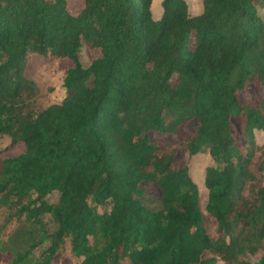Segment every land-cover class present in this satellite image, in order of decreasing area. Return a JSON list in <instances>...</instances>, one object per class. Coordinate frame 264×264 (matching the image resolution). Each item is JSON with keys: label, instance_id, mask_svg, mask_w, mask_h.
<instances>
[{"label": "trees", "instance_id": "16d2710c", "mask_svg": "<svg viewBox=\"0 0 264 264\" xmlns=\"http://www.w3.org/2000/svg\"><path fill=\"white\" fill-rule=\"evenodd\" d=\"M200 1L192 14L162 0L154 19L152 0H83L76 14L67 0H0V135L24 144L0 159V264H264V94L239 98L264 90V0ZM83 45L99 49L86 66ZM33 56L71 61L59 103L36 104ZM181 147L216 163L203 180L216 236L175 165Z\"/></svg>", "mask_w": 264, "mask_h": 264}, {"label": "rangeland", "instance_id": "374dc122", "mask_svg": "<svg viewBox=\"0 0 264 264\" xmlns=\"http://www.w3.org/2000/svg\"><path fill=\"white\" fill-rule=\"evenodd\" d=\"M161 1L152 0L151 13L154 19H157L161 14ZM68 10L72 14L79 12L83 5V0H67ZM188 10L192 14H198L202 11L203 5L200 0H187ZM190 44H193V38L191 37ZM81 63L86 66L93 59L99 56V49L92 48L88 45H83L80 50ZM70 60L64 58H58L53 56H33L29 59L25 69L27 77L35 81L38 87V94L36 97V104L45 108L51 104L59 103L65 96V88L63 86V77L65 71L71 67ZM254 92L264 94L262 88L255 89L252 85H248V88L239 94L241 100H247ZM234 125L233 134L239 140L242 141V137L239 135V127L237 122L232 121ZM196 126V121L192 120L183 127V137L188 140ZM256 142L262 144L264 142V133L260 131L255 132ZM152 139H161L166 143H181L183 138L177 134H160L151 133ZM24 151V144L22 141L13 142L6 135H0V159L6 157L17 156ZM175 165L182 166L187 165L189 173L197 184L199 190V207L203 216V224L207 233L211 236H216V223L214 218L207 212V189L204 186V171L207 166L216 165L211 158L208 149L204 148L201 152L193 156H189L187 150L183 147L176 152ZM258 184L264 186V178L258 181ZM146 192L144 194V201L147 206L157 208L159 204V191L153 184H143ZM56 200V194L49 196V201L54 202ZM47 227L50 231L56 228V224L49 215L44 218ZM40 250L37 251L39 253ZM263 253L260 251L251 258H258ZM205 256H210L205 253ZM203 257V258H204ZM198 264V263H196ZM216 264H224L222 261L217 260Z\"/></svg>", "mask_w": 264, "mask_h": 264}]
</instances>
